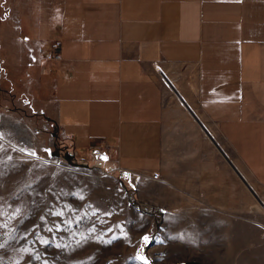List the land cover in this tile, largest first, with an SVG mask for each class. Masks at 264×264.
<instances>
[{
    "label": "crops",
    "instance_id": "crops-1",
    "mask_svg": "<svg viewBox=\"0 0 264 264\" xmlns=\"http://www.w3.org/2000/svg\"><path fill=\"white\" fill-rule=\"evenodd\" d=\"M17 24L5 67L47 72L50 120L75 154L106 142L111 170L160 173L166 146L175 151L187 138L162 74L178 111L209 140L185 105L197 111L186 78L196 117L216 137L204 119L218 129L241 166L232 164L264 189V0H28Z\"/></svg>",
    "mask_w": 264,
    "mask_h": 264
},
{
    "label": "rangeland",
    "instance_id": "rangeland-1",
    "mask_svg": "<svg viewBox=\"0 0 264 264\" xmlns=\"http://www.w3.org/2000/svg\"><path fill=\"white\" fill-rule=\"evenodd\" d=\"M27 1L0 0V264H264V208L254 198L264 189L249 191L228 164L241 166L229 143L205 119L223 152L191 126L167 83L196 138L186 128L175 151L166 146L161 182L111 170L105 150L73 152L50 120L47 72L5 67Z\"/></svg>",
    "mask_w": 264,
    "mask_h": 264
},
{
    "label": "bare ground",
    "instance_id": "bare-ground-1",
    "mask_svg": "<svg viewBox=\"0 0 264 264\" xmlns=\"http://www.w3.org/2000/svg\"><path fill=\"white\" fill-rule=\"evenodd\" d=\"M157 72H158V74L160 73V74H162V71L160 70V69H158L157 70ZM161 79L164 81V83L166 84V87H172V85L174 86V83L171 81V80H168L166 77H165V79H166V81L164 80V78L161 76ZM173 88V87H172ZM169 89V88H168ZM174 89V88H173ZM171 90V89H170ZM172 91V90H171ZM185 104V103H184ZM186 105V107L188 108V110L193 114V116L195 117V119L197 120V122H198V124L203 128V130L205 131V133L207 134V137L209 138V140H211V142L214 144V147L215 148H217L216 146H218L220 149H221V147L219 146V144L214 140V138L212 137V135L213 136H215L214 135V133L212 132V130L210 129V128H208V127H205L204 125H202V123L199 121V119L201 120V118H200V116H199V114L197 113V111H194L193 109V112L195 113V115H194V113L191 111V109L187 106V104H185ZM183 106V105H182ZM199 118H197V117ZM202 121V120H201ZM201 129V128H200ZM212 134V135H211ZM215 141V142H214ZM215 143H217V145H215ZM222 150V149H221ZM222 152H223V150H222ZM225 156H226V154H224ZM226 158L228 159V157L226 156ZM229 162V164H230V166L232 167V169H234V171L237 173V175L240 177V179L242 180V182L245 184V186L249 189V191H251V192H253V190L252 189H254V191L258 194V192H257V190L255 189V187L251 184V182L244 176H242V174L236 169V167L232 164V162L231 161H228ZM137 179H138V176L136 175L135 176ZM248 182V183H247ZM250 185V186H249ZM252 187V188H251ZM254 193V192H253ZM254 198H256V200H258V201H260L261 203H262V201H264V198H261V196L260 195H257V197H256V195H255V197ZM261 198V199H260ZM261 206H262V204H261Z\"/></svg>",
    "mask_w": 264,
    "mask_h": 264
},
{
    "label": "built area",
    "instance_id": "built-area-1",
    "mask_svg": "<svg viewBox=\"0 0 264 264\" xmlns=\"http://www.w3.org/2000/svg\"><path fill=\"white\" fill-rule=\"evenodd\" d=\"M162 82H164L163 80H161ZM161 81H160V84L159 85H161L162 83H161ZM102 149H104L105 151V153L102 155V158H105V157H111L112 155H111V153H110V146L109 145H104L103 147H101ZM143 173H145V176H150V178L153 180V181H158L159 179H160V175L157 173V172H143ZM262 207L264 208V201H262Z\"/></svg>",
    "mask_w": 264,
    "mask_h": 264
},
{
    "label": "snow or ice",
    "instance_id": "snow-or-ice-1",
    "mask_svg": "<svg viewBox=\"0 0 264 264\" xmlns=\"http://www.w3.org/2000/svg\"><path fill=\"white\" fill-rule=\"evenodd\" d=\"M105 159H106V157H105ZM145 240H147V237H145Z\"/></svg>",
    "mask_w": 264,
    "mask_h": 264
}]
</instances>
